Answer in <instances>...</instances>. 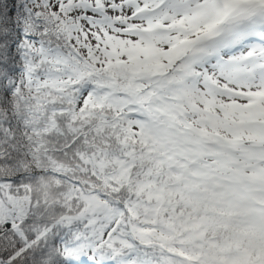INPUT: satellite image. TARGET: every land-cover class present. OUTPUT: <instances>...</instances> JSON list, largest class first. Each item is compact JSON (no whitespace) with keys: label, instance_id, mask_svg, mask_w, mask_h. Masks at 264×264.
Listing matches in <instances>:
<instances>
[{"label":"snow or ice","instance_id":"1","mask_svg":"<svg viewBox=\"0 0 264 264\" xmlns=\"http://www.w3.org/2000/svg\"><path fill=\"white\" fill-rule=\"evenodd\" d=\"M0 264H264V0H0Z\"/></svg>","mask_w":264,"mask_h":264}]
</instances>
